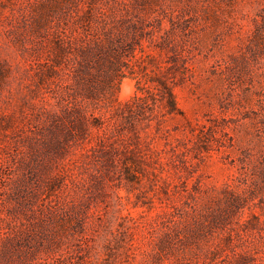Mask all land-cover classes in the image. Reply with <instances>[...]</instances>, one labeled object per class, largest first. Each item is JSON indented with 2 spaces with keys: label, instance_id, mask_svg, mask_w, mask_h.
I'll return each mask as SVG.
<instances>
[{
  "label": "rangeland",
  "instance_id": "rangeland-1",
  "mask_svg": "<svg viewBox=\"0 0 264 264\" xmlns=\"http://www.w3.org/2000/svg\"><path fill=\"white\" fill-rule=\"evenodd\" d=\"M155 7L163 19L160 33L171 37L169 44L176 50L158 53V62L171 65L175 53L183 55L189 69L173 87L183 115L167 117L158 127L154 120L141 131L146 141L141 147L153 165H144L143 176L139 173L129 181L121 166L108 175L99 162L76 163L80 183L75 188L81 196L72 194V199H84L91 223L97 221L93 214L103 213V226L89 228L92 248L81 252L80 230L74 225L54 247L60 256H48L31 240L37 258L24 264H211L208 247L218 249L217 264H229L239 254H246L250 264H264V119L256 115L259 106L252 93L264 82V0H158ZM43 10L41 0H0V68L10 71L0 82V122L8 116L14 121L12 128L0 130V158L8 160L5 177H15L7 167L13 160L6 144L16 142L24 148L21 128L35 130L34 123L46 109L60 112L52 82L57 78L41 82L32 65L36 58L45 61L52 45L50 35L33 33ZM153 24L157 30L159 21L154 19ZM34 44L36 51L31 48ZM135 84V79H124L114 99L123 102L132 97ZM247 93L250 98L244 100ZM90 109L96 115L107 113L103 106ZM212 123L224 146L213 141L208 152L195 156L189 141L192 129ZM174 146L180 157L173 155ZM181 151L190 161L187 169L179 160ZM231 192L245 196L246 202L227 230L213 229L208 238H191L197 225L193 218ZM45 202L38 199L34 212H40L39 206L44 209ZM3 212L9 213L7 206ZM171 212L187 227L162 243L172 226ZM17 216L20 225L23 217L19 212ZM228 233L230 238L225 239Z\"/></svg>",
  "mask_w": 264,
  "mask_h": 264
},
{
  "label": "trees",
  "instance_id": "trees-1",
  "mask_svg": "<svg viewBox=\"0 0 264 264\" xmlns=\"http://www.w3.org/2000/svg\"><path fill=\"white\" fill-rule=\"evenodd\" d=\"M41 2L44 10L36 18L33 33L50 35L52 45L45 61L36 58L32 65L36 66L41 82L57 78L52 82L56 86L54 96L58 98L60 112L46 109L44 116L34 123L35 130L31 126L21 128L24 148L16 142L4 147L13 160L7 166L9 174L15 177H5L8 160L0 158V264H24L37 258L38 250L30 246L31 240L39 243L48 256H60L54 247L59 246L63 235L74 225L80 230L81 252L87 253L94 242L89 228L98 230L104 219L103 213H95L93 217L97 221L91 223L84 199L79 202L72 199V194L81 196L75 188L80 183L76 182L79 179L75 164L99 162L108 175L121 166L129 181L139 177V173L143 176L144 165H153L141 147L145 141L141 131L151 127L154 120L158 127L167 117L183 115L173 87L186 78L189 69L183 55L179 57L174 53L171 65L166 66L157 60L158 53L176 52L175 46L170 45L171 37L160 33L163 19L155 14L158 0ZM154 19L159 21L157 30ZM171 31L175 33V29ZM159 36L163 38L161 41ZM31 48L38 50L36 44ZM9 73V68H0V82ZM126 78L136 80L135 93L123 102L117 101L114 97ZM252 93L259 106L256 115L264 119V82H259ZM247 98H250L249 93L244 95V100ZM240 104L244 105L242 101ZM90 106H103L107 113L96 115ZM13 123L11 116L5 117L4 122H0V130L7 131ZM216 133L214 123L192 129L189 141L195 156L208 152L213 141L224 146ZM175 147H172L173 155L178 157ZM75 150H79L76 158H70ZM185 153L181 151L179 160L187 169L191 164ZM227 194L207 204L205 214L193 218L197 225L189 235L191 238H208V232L214 235L213 229L227 230L236 210L245 207L246 202L241 194ZM40 198L47 199L42 204L47 211L39 206L40 212L36 213L34 206H38ZM6 206L9 213L4 215ZM18 212L23 217L20 225L17 224ZM169 215L172 226L165 231L162 243L173 240L187 227L174 213ZM230 235L228 233L225 239ZM208 249V262L217 264L218 249ZM248 259L246 254H239V258L229 264H250Z\"/></svg>",
  "mask_w": 264,
  "mask_h": 264
}]
</instances>
